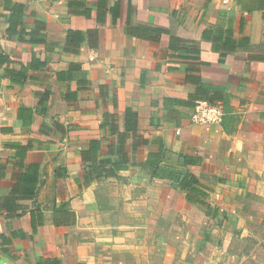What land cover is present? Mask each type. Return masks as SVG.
Masks as SVG:
<instances>
[{
  "label": "crops",
  "instance_id": "obj_1",
  "mask_svg": "<svg viewBox=\"0 0 264 264\" xmlns=\"http://www.w3.org/2000/svg\"><path fill=\"white\" fill-rule=\"evenodd\" d=\"M263 217L264 0H0V264H239Z\"/></svg>",
  "mask_w": 264,
  "mask_h": 264
},
{
  "label": "rangeland",
  "instance_id": "obj_2",
  "mask_svg": "<svg viewBox=\"0 0 264 264\" xmlns=\"http://www.w3.org/2000/svg\"><path fill=\"white\" fill-rule=\"evenodd\" d=\"M239 264H264V217L256 229L244 238Z\"/></svg>",
  "mask_w": 264,
  "mask_h": 264
},
{
  "label": "built area",
  "instance_id": "obj_3",
  "mask_svg": "<svg viewBox=\"0 0 264 264\" xmlns=\"http://www.w3.org/2000/svg\"><path fill=\"white\" fill-rule=\"evenodd\" d=\"M224 116V107L221 103H211L198 99L193 104L191 121L199 124L221 123Z\"/></svg>",
  "mask_w": 264,
  "mask_h": 264
},
{
  "label": "trees",
  "instance_id": "obj_4",
  "mask_svg": "<svg viewBox=\"0 0 264 264\" xmlns=\"http://www.w3.org/2000/svg\"><path fill=\"white\" fill-rule=\"evenodd\" d=\"M182 186H183V184H182Z\"/></svg>",
  "mask_w": 264,
  "mask_h": 264
}]
</instances>
